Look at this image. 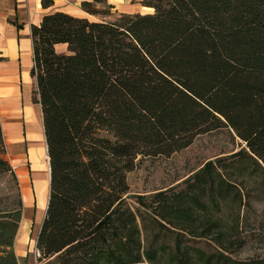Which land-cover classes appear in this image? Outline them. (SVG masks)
I'll return each mask as SVG.
<instances>
[{
    "label": "trees",
    "instance_id": "trees-1",
    "mask_svg": "<svg viewBox=\"0 0 264 264\" xmlns=\"http://www.w3.org/2000/svg\"><path fill=\"white\" fill-rule=\"evenodd\" d=\"M131 4L152 13L108 19L107 0H83L96 20L53 11L30 27L31 102L49 164L37 261L264 264L233 256L249 240L264 245V0ZM222 128L243 146L129 200L127 175L142 159ZM4 151L0 122V176L17 186L14 208L0 217V260L16 264L23 203Z\"/></svg>",
    "mask_w": 264,
    "mask_h": 264
},
{
    "label": "rangeland",
    "instance_id": "rangeland-1",
    "mask_svg": "<svg viewBox=\"0 0 264 264\" xmlns=\"http://www.w3.org/2000/svg\"><path fill=\"white\" fill-rule=\"evenodd\" d=\"M78 1L79 0H69L68 2H65V5L73 11L76 10V12H79L80 10L79 14L82 15V17H87L90 20H96L95 17L84 13L80 9V4L75 5V2L77 3ZM107 2L113 6L111 9V13H113V15L108 19H114L119 13H152L150 8H145L138 4H131V0H107ZM57 51H63L62 47H57ZM21 84L25 97L27 98L29 96L31 100L33 91L32 82H30V84L22 82ZM34 107L36 110L39 109L40 111L38 105ZM3 140L5 144V153L3 157L11 165L16 175L19 188L21 185L22 192L23 182L27 183V166L30 165L26 157L27 144H12V138L8 133L3 134ZM240 146H243V144H241L240 140L235 137L234 133L227 128H222L197 136L189 147L176 152L169 157L142 159L136 169L127 175L129 200L132 201L137 196L149 195L151 192L156 190L175 186L196 171L202 169L209 161H212L220 156L228 155L231 152L238 150ZM22 171L23 173L19 174ZM39 185L43 186V183ZM16 192L17 186L11 179V176L9 174L1 175L0 217H2V214L14 208V204L16 202ZM47 192L48 190H42L40 194H38L40 199L39 207L42 209L41 212L44 211L46 201L44 197L45 195L47 197ZM26 198L27 196L25 199ZM258 209L260 210L261 208ZM26 213L29 214L28 209L26 210ZM31 219V215H26L21 219L12 249L15 255L16 264H48L44 261H37L38 254L35 251V237L39 230V225L38 223L32 224ZM233 256L238 259H248L256 256L264 257V245L259 244V242L255 240H249L248 243L242 249L235 252ZM0 264H13V262L6 256L3 260L1 258Z\"/></svg>",
    "mask_w": 264,
    "mask_h": 264
},
{
    "label": "crops",
    "instance_id": "crops-1",
    "mask_svg": "<svg viewBox=\"0 0 264 264\" xmlns=\"http://www.w3.org/2000/svg\"><path fill=\"white\" fill-rule=\"evenodd\" d=\"M40 1L41 0H0V122L3 134L20 131V134L17 136H10L12 138V144H27L26 157L30 165L27 166V183L23 182L22 192L21 185L19 184L23 203L22 217L31 215L32 224L38 223L39 228L45 215L47 202L45 210L41 212L42 209L39 207V196L36 185L45 178L44 175L32 169V163L29 160L27 152L29 144L25 142L23 138L25 122L22 116V110L25 106H36L30 102L29 96L27 98L25 97L21 84L22 82L25 84H30V82H32L29 76V70L32 66L30 27L32 24L38 25L42 15L48 12L63 11L72 15L82 16L79 14L80 10L76 12V10L73 11L65 5V2L69 0H53V6L47 9L41 7ZM81 1L82 0H79L77 3L75 2V5H79ZM27 93L29 94L28 91ZM4 106L10 110L13 108V110H11L14 113L13 117L4 118L5 111L1 110ZM6 112L9 114L8 111ZM19 138L21 141L16 142ZM47 166H49V164ZM48 193L47 197L46 195L44 197L46 201H48ZM26 196L27 198L25 199ZM27 209L29 210V214L26 213Z\"/></svg>",
    "mask_w": 264,
    "mask_h": 264
},
{
    "label": "bare ground",
    "instance_id": "bare-ground-1",
    "mask_svg": "<svg viewBox=\"0 0 264 264\" xmlns=\"http://www.w3.org/2000/svg\"><path fill=\"white\" fill-rule=\"evenodd\" d=\"M1 110L5 111L4 118L13 117L14 115V113L11 111L13 110V108L10 110L9 108L4 106ZM6 111H8L9 114H7ZM22 114H23L22 116L25 122V127L23 129V138H24V141L29 144L27 152H28L29 160L32 163V169L44 175V178H45L39 181V183L36 185L37 193L40 194L42 190L43 191L48 190V183H49L48 182V178H49L48 171L49 170L47 166V155H46V148H45V142H44V136H43L41 114H40L39 109L36 110L35 107L28 106V105L27 107H25ZM9 134L10 136H13V135L17 136L18 134H20V131L11 132ZM20 141H21L20 138L16 140V142H20ZM44 156H45V160H44ZM21 173L22 172H20L19 174ZM41 183H43V186L39 185ZM46 202L47 201H45V207H46ZM45 207H44V210H45Z\"/></svg>",
    "mask_w": 264,
    "mask_h": 264
}]
</instances>
